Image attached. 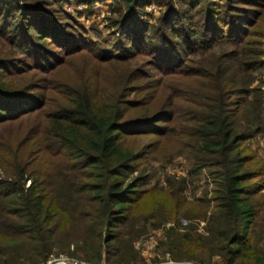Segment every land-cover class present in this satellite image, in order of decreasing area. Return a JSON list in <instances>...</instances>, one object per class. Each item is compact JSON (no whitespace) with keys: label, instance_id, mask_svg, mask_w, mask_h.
Segmentation results:
<instances>
[{"label":"trees","instance_id":"16d2710c","mask_svg":"<svg viewBox=\"0 0 264 264\" xmlns=\"http://www.w3.org/2000/svg\"><path fill=\"white\" fill-rule=\"evenodd\" d=\"M49 1L0 0V38L43 65L53 61L51 52L46 51L51 58L45 60L33 49L48 41L61 46L64 38L56 33L59 22L46 12ZM141 1H126L131 10L119 25L128 53L97 55L112 67L99 92L73 84L38 95L28 87L15 88L12 79L21 74L10 69L16 61L0 54V264H41L51 256L146 264L137 242L152 230L163 231L159 249L168 261L264 264V160L248 146L264 135V100L247 74L264 63V45L255 40H264L256 32L264 23V0L249 19H239L241 24L230 25V31L223 28L222 36L212 40L207 34L219 31L225 15L248 12L238 5H253V0H227L214 11L208 1L181 0L189 12H176L179 24L157 30L160 42L135 31L133 7ZM194 11L210 21L217 18L204 23L202 31L193 17L185 20ZM224 43L234 48L213 54L208 63L200 61L209 70L191 75L183 69L186 55L202 57L206 45L218 50ZM141 45L152 46V67L160 77L127 64L140 54L131 50ZM164 52L180 64L160 67L166 63L160 56ZM133 77H152L157 84L139 97L142 85L128 86ZM175 80L195 87L172 94L168 83ZM232 95L239 98L232 101ZM149 134L176 135L190 147L195 171L207 168L213 177L209 200L198 206L187 201L185 180L167 178L166 186H151L144 172L150 147L136 141Z\"/></svg>","mask_w":264,"mask_h":264},{"label":"rangeland","instance_id":"374dc122","mask_svg":"<svg viewBox=\"0 0 264 264\" xmlns=\"http://www.w3.org/2000/svg\"><path fill=\"white\" fill-rule=\"evenodd\" d=\"M18 1L13 0L15 4H18ZM126 1L106 0L104 3L87 5L85 0H64L58 3L50 0L48 5L44 7L48 15L52 19H55V22H59H56L58 24L55 27L57 29L56 33H61V36L64 38L61 40V46L55 45L54 41H48L47 44H44V48H37V52L33 49V53L38 58H42L43 56L45 60L51 58L45 54L48 53L46 51L51 52L53 61L51 63L48 61L45 65H43V62L34 61V57H32L34 60L31 59L29 52L23 54V51L11 48L6 40L0 38V54L7 58H13L16 61L10 69V73L21 74L12 79L15 88H21V86L28 87L31 94L38 95L41 92L43 94L56 92L61 90L65 84H73L76 87L87 85L92 91L99 92L103 86L102 78L112 73V67L108 63L99 61L97 58L98 53L109 52L114 53L116 56H122L124 52L128 53L126 52L128 50H125L123 47L121 29L119 28L120 22L127 16V12L131 10V7H126ZM204 1L205 5L208 1V8H211L212 11L218 9V3L224 4L227 2V0H203V4ZM251 2L253 5H238L239 8L248 12L235 11L227 16L225 15L224 23H218V30L220 31L221 28V31H210L207 34L208 38L212 40L216 36H222V29L230 31L228 29L230 25L241 24L238 23L239 19L243 21L249 19L253 11L258 10L262 3L261 0H253ZM202 3L200 7L203 6ZM205 9L207 8L205 7ZM180 10L188 11L187 5H184L181 0H142L139 3L136 2L133 7L135 15L132 16L134 17V28H137L135 31L137 34L139 32L142 39L146 37L149 41L155 40L160 42L157 30H166L169 25L179 24L180 19L176 12ZM214 14L216 13L213 12L212 15ZM192 17L195 26L202 29V31L204 23L205 25L206 23L210 25L217 18L216 16L210 21L205 18L204 14L194 11V14H191V18L187 17L185 20L187 22L191 21ZM256 32L257 34H261V36L264 35V23L256 29ZM228 39H232V37ZM255 40L262 42L264 45V40L261 37H257ZM221 45L218 47V50L207 49L208 45H206L202 50L207 51L202 57L186 55L188 61L184 64L183 69H186L189 73L197 70H209L210 67H204L200 64V61H203V64L208 63V59H211L213 54L224 53L234 48L229 43ZM193 46L192 44L190 48ZM8 50L12 51H9L8 54H2V52L4 53ZM166 52L160 55L166 62L165 65L160 64V67L167 66V64L174 66L178 65V63L180 64L178 60L170 57L171 53ZM152 53V46L141 45L138 50H131L129 54L138 55H134L132 59L127 61V64L134 70L144 71L147 76H150L149 74L152 72L158 78L160 77L159 69L152 67V62L154 61ZM180 59H184V55H180ZM170 60L172 62H169ZM261 60L264 62V57H261ZM127 67L129 70V66ZM193 74L196 73H191V75ZM247 74L253 77L251 88H260L264 100V63L256 72L248 71ZM162 80L163 78L158 83ZM185 81L186 86L182 85L178 80L169 81L170 92L179 95L182 89L186 88L187 91H191L195 87V84L191 81ZM156 84L157 81H153L152 77H146L143 80L133 77L128 81V86L131 89L142 85L143 91L139 97L151 93V88ZM230 98L233 101L239 98V95H232ZM161 103H165L164 97ZM36 122L37 118H34L30 124L34 125ZM169 124L171 127L174 125L172 123ZM136 141L140 147H150L148 151L151 154L149 155L148 163L144 166V172L151 176V186H166L167 178H173L177 181L185 180L183 193L187 201L198 206L202 200H209L212 197L214 182L210 171L207 168L199 172L195 171L196 162L193 157V151L178 136L170 135L159 138L153 134H149L139 136ZM248 146L251 152L258 153L261 159L264 160V135L255 137L252 142L248 143ZM260 196V199L264 200V190ZM203 226L204 223L202 222L200 228ZM162 234V230H152L148 236L137 242V247L145 257L146 264L172 263V261H168V257L166 258V256L162 255V250L159 249ZM154 260L159 261L154 262ZM214 264H218V262L215 261Z\"/></svg>","mask_w":264,"mask_h":264},{"label":"built area","instance_id":"2783aa9c","mask_svg":"<svg viewBox=\"0 0 264 264\" xmlns=\"http://www.w3.org/2000/svg\"><path fill=\"white\" fill-rule=\"evenodd\" d=\"M41 264H97V263H90L81 259L70 258L67 256H51L46 262ZM103 264V263H98ZM171 264H201V263H192V262H181V263H174ZM218 264H225L224 262H218Z\"/></svg>","mask_w":264,"mask_h":264}]
</instances>
